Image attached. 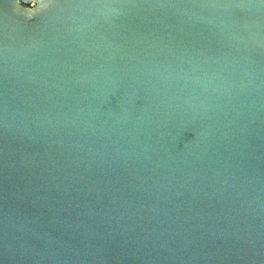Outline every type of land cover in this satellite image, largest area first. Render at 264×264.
<instances>
[{
    "label": "water",
    "instance_id": "water-1",
    "mask_svg": "<svg viewBox=\"0 0 264 264\" xmlns=\"http://www.w3.org/2000/svg\"><path fill=\"white\" fill-rule=\"evenodd\" d=\"M0 264H264V0H0Z\"/></svg>",
    "mask_w": 264,
    "mask_h": 264
}]
</instances>
